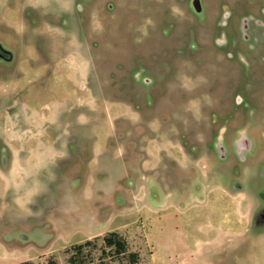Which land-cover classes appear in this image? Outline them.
<instances>
[{
  "label": "rangeland",
  "instance_id": "rangeland-1",
  "mask_svg": "<svg viewBox=\"0 0 264 264\" xmlns=\"http://www.w3.org/2000/svg\"><path fill=\"white\" fill-rule=\"evenodd\" d=\"M192 1L0 0V264H264V0Z\"/></svg>",
  "mask_w": 264,
  "mask_h": 264
},
{
  "label": "trees",
  "instance_id": "trees-1",
  "mask_svg": "<svg viewBox=\"0 0 264 264\" xmlns=\"http://www.w3.org/2000/svg\"><path fill=\"white\" fill-rule=\"evenodd\" d=\"M100 238L101 245L98 248L99 257L94 258L92 251L97 249L91 239L72 244L64 253L66 264H139L138 250H131L127 238L117 230L109 231ZM17 264H34L32 261H24Z\"/></svg>",
  "mask_w": 264,
  "mask_h": 264
},
{
  "label": "flooded vegetation",
  "instance_id": "flooded-vegetation-1",
  "mask_svg": "<svg viewBox=\"0 0 264 264\" xmlns=\"http://www.w3.org/2000/svg\"><path fill=\"white\" fill-rule=\"evenodd\" d=\"M194 1V0H193ZM193 1H192V8L194 9V7H193ZM195 10V9H194ZM196 12V11H195ZM197 13V12H196ZM231 16L230 15H228V16H226V18L228 19V18H230ZM243 22V27H245V29H247L248 28V26H247V22H245L244 20L242 21ZM244 37V39L245 40H248V37H245V36H243ZM13 60V58H12V54L9 52V51H7V50H5L1 45H0V62H5V63H9V62H11ZM164 157L166 158V160L168 161V162H172V163H174V164H176V165H178V161H177V159L175 158V155L173 154V155H168L167 153H166V155H164ZM238 190H242L241 189V187H238ZM235 220H237V217H236V219ZM236 229V228H235ZM242 229V228H241ZM222 230V229H221ZM252 230H255V231H258V230H261V231H264V208H262L261 210H259L257 213H256V215H255V217L254 218H252V220H251V222H250V227L249 228H245L244 229V231H242L243 233H241V234H238V236H240V235H245V234H247V233H250ZM219 232L223 235V236H228L227 234H226V231H220L219 230ZM263 234V233H262ZM234 236V235H233ZM212 242H215V241H212ZM211 242V243H212ZM211 243L210 244H208L207 242H203V244L201 245V247L202 246H210V248L211 247H214V248H218L219 246H217V245H215V246H212L211 245ZM220 245V244H219ZM210 251L211 250H209V249H207V252L206 253H210Z\"/></svg>",
  "mask_w": 264,
  "mask_h": 264
},
{
  "label": "crops",
  "instance_id": "crops-1",
  "mask_svg": "<svg viewBox=\"0 0 264 264\" xmlns=\"http://www.w3.org/2000/svg\"><path fill=\"white\" fill-rule=\"evenodd\" d=\"M242 230V229H241ZM220 231H226V234L228 236H233V235H238V234H241V231H239L237 228H226V229H223V230H220ZM98 237V236H97ZM85 241V240H84ZM83 242V241H81ZM212 241H208L207 243L210 244ZM203 244V242L201 241H197L196 243V246H197V250L200 252V248H201V245ZM24 262V261H23ZM17 264V263H16Z\"/></svg>",
  "mask_w": 264,
  "mask_h": 264
},
{
  "label": "water",
  "instance_id": "water-1",
  "mask_svg": "<svg viewBox=\"0 0 264 264\" xmlns=\"http://www.w3.org/2000/svg\"><path fill=\"white\" fill-rule=\"evenodd\" d=\"M193 7H194V9H195V11L197 13H200L201 12V5H200L199 0H194L193 1Z\"/></svg>",
  "mask_w": 264,
  "mask_h": 264
}]
</instances>
